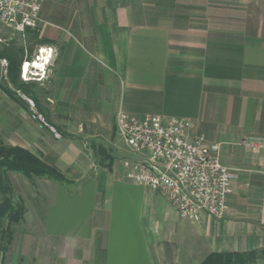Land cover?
I'll return each mask as SVG.
<instances>
[{
  "label": "crops",
  "instance_id": "obj_1",
  "mask_svg": "<svg viewBox=\"0 0 264 264\" xmlns=\"http://www.w3.org/2000/svg\"><path fill=\"white\" fill-rule=\"evenodd\" d=\"M180 1V14L141 23L132 0H68L60 9V0H43L42 16L87 23L79 36L72 24L56 21L39 30L37 47L55 52L41 81L19 77L29 59L26 40L38 31L22 38L0 28L9 35L0 39V59L8 63L6 72L0 65V142L28 150L67 179L14 184L24 199L22 218L37 225L39 264H155L153 243L167 238L197 240L205 256L254 252L252 264H264V147L239 144L251 136L264 140V0ZM35 83L36 92L29 89ZM21 94L31 96L61 138L36 127ZM119 110L188 118L192 134L220 144V160L242 169L222 219H182L160 192L126 180L117 160L88 147L117 142Z\"/></svg>",
  "mask_w": 264,
  "mask_h": 264
},
{
  "label": "built area",
  "instance_id": "obj_2",
  "mask_svg": "<svg viewBox=\"0 0 264 264\" xmlns=\"http://www.w3.org/2000/svg\"><path fill=\"white\" fill-rule=\"evenodd\" d=\"M42 4L43 0H0V26L22 38L27 30L38 31L48 24L41 14ZM54 55L51 46L37 47L34 56L20 64V79L23 82L45 79ZM7 64L0 59L4 72ZM21 97L36 127L61 138L35 101L24 94ZM192 128L193 122L188 118L136 116L119 110L115 116L116 133L133 154L123 160V177L160 192L182 219L195 222L203 214L222 219L232 185L242 169L224 164L219 157L220 144H207L202 136L191 133ZM239 144L256 151L264 147V140L251 136Z\"/></svg>",
  "mask_w": 264,
  "mask_h": 264
},
{
  "label": "rangeland",
  "instance_id": "obj_3",
  "mask_svg": "<svg viewBox=\"0 0 264 264\" xmlns=\"http://www.w3.org/2000/svg\"><path fill=\"white\" fill-rule=\"evenodd\" d=\"M67 4L68 0H60V4H58L57 8H63L62 6ZM131 4L135 20L141 23L151 22L160 17L168 18V15H173L175 13L180 14L181 11L180 0H132ZM43 18L48 22V24L43 25L46 27L54 23V21L66 26H68V24H72L71 26H73L72 29L75 31V36H79V34H77L78 28L87 23L85 17L53 18L51 16L43 15ZM43 26L40 29H42ZM0 28L2 27L0 26ZM39 30L35 34L29 35L28 40H26L29 59L34 56L37 45L41 42L40 37L37 36L39 34ZM8 37L9 35L0 29V39L9 40ZM16 39L17 38H14L13 40L16 41ZM29 89H32L35 92L40 90L36 83L33 84V86H30ZM117 138V142L114 140L112 141L114 144L110 145V147H102L99 151L97 150L99 147L94 145L88 146L86 144L84 148L87 149L88 146L89 148L96 150V155H100V157H103L105 161L108 159L113 161V159H115L122 167L123 160L130 157L126 155V151L130 152V150L124 145L118 135ZM116 143L119 145H115ZM114 151H117V155H115ZM0 175V203L3 199H8L11 207L8 211L12 212V214L15 211L21 214V216L17 218L12 217L3 221V225H8L9 227L8 229L11 232V240H3L0 243V264H39L36 249L37 225L33 223L28 224L22 218V214L24 213L22 209L24 199L22 198V194L18 192L14 186V184L20 185L23 180H26L30 186H34L36 185V181L39 177L30 176L27 178L20 172L9 170H0ZM87 177L88 176L81 178L79 182H83ZM163 228L165 229H163V231H165L164 233L167 234L168 225L163 224ZM152 251L154 254L155 264H200L201 261L207 257V255L205 256L206 250L204 249L203 244L197 240L189 241L188 238L183 244L168 242V238L156 240L153 243ZM47 261L48 260H46V263Z\"/></svg>",
  "mask_w": 264,
  "mask_h": 264
},
{
  "label": "trees",
  "instance_id": "obj_4",
  "mask_svg": "<svg viewBox=\"0 0 264 264\" xmlns=\"http://www.w3.org/2000/svg\"><path fill=\"white\" fill-rule=\"evenodd\" d=\"M7 56L11 60V63H14L15 54L13 53ZM8 75L13 82L16 81L17 73L14 68H8ZM23 91L31 95L27 90L24 89ZM0 170L17 171L27 178L30 176H45L56 181L67 182V179L57 168L46 164L28 150L20 147L5 146L2 142H0ZM9 209H11L10 202L5 198L0 203V243L3 240H11L9 227L8 225H3V221L12 217L17 218L21 216L16 211L12 214V212L8 211ZM256 257L254 252L210 253L200 264H252Z\"/></svg>",
  "mask_w": 264,
  "mask_h": 264
},
{
  "label": "bare ground",
  "instance_id": "obj_5",
  "mask_svg": "<svg viewBox=\"0 0 264 264\" xmlns=\"http://www.w3.org/2000/svg\"><path fill=\"white\" fill-rule=\"evenodd\" d=\"M37 63H38V62L36 61V62H35V65H37Z\"/></svg>",
  "mask_w": 264,
  "mask_h": 264
}]
</instances>
